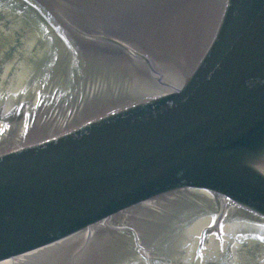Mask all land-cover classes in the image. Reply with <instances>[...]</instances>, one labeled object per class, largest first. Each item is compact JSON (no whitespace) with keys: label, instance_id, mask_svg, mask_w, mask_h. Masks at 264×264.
Returning <instances> with one entry per match:
<instances>
[{"label":"water","instance_id":"1","mask_svg":"<svg viewBox=\"0 0 264 264\" xmlns=\"http://www.w3.org/2000/svg\"><path fill=\"white\" fill-rule=\"evenodd\" d=\"M0 264H264V0H0Z\"/></svg>","mask_w":264,"mask_h":264}]
</instances>
